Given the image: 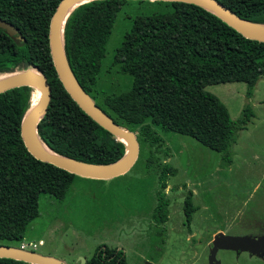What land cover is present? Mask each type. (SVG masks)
Listing matches in <instances>:
<instances>
[{
	"label": "trees",
	"instance_id": "obj_1",
	"mask_svg": "<svg viewBox=\"0 0 264 264\" xmlns=\"http://www.w3.org/2000/svg\"><path fill=\"white\" fill-rule=\"evenodd\" d=\"M61 0H0V19L16 34L0 29V74L38 71L47 81L50 98L36 125L38 139L52 152L73 161L106 166L118 161L123 144L90 119L67 95L52 66L48 25ZM128 0H92L75 7L63 26L66 64L78 86L114 123L135 133L138 158L155 144L158 127L196 140L221 154L230 164L234 131L245 129L252 117L244 107L232 121L224 105L205 92L207 85L243 82L246 95L264 76V43L242 37L212 13L193 4L154 1L162 11L135 16L114 50L112 66L132 78L119 94L94 101L96 78L114 20ZM139 3L142 0H137ZM239 18L264 24V0H216ZM27 86L0 93V241L19 245L29 223L38 216V199L61 200L75 175L34 159L21 139V122L31 106ZM98 98V97H97ZM135 161V162H136ZM175 170L164 165L157 175L159 189ZM151 219L164 231L168 201L162 191ZM192 193L186 192L182 212L189 230ZM162 225V226H161ZM18 247V246H17ZM0 264H31L0 258ZM84 264H127L121 250L99 246Z\"/></svg>",
	"mask_w": 264,
	"mask_h": 264
},
{
	"label": "rangeland",
	"instance_id": "obj_2",
	"mask_svg": "<svg viewBox=\"0 0 264 264\" xmlns=\"http://www.w3.org/2000/svg\"><path fill=\"white\" fill-rule=\"evenodd\" d=\"M162 10L153 0H128L121 7L105 44L95 102L100 104L102 94H119L131 87L132 78L111 65L114 50L135 16ZM246 89L243 82L203 88L224 105L234 122L244 107L251 109L245 129L234 131L227 151L230 164L188 136L153 127L160 140L146 145L144 156L123 175L108 180L74 176L61 200L40 195L38 216L29 223L22 241L35 248L27 250L64 264H84L99 246L121 250L127 264H207L215 233L264 236V76L249 96ZM164 165L175 173L167 175L166 187L160 190L157 175ZM158 190L168 201L164 231L151 219ZM187 191L196 209L189 230L182 212ZM0 245L18 246L4 241ZM215 260L264 264L256 256L229 250H217Z\"/></svg>",
	"mask_w": 264,
	"mask_h": 264
},
{
	"label": "water",
	"instance_id": "obj_3",
	"mask_svg": "<svg viewBox=\"0 0 264 264\" xmlns=\"http://www.w3.org/2000/svg\"><path fill=\"white\" fill-rule=\"evenodd\" d=\"M92 0H61L56 6L48 25V45L52 66L56 76L67 95L76 105L97 125L113 135L123 144V156L113 164L106 166L85 164L62 157L48 150V154L36 151L34 142L37 137L36 125L46 111L50 88L46 79L36 70L12 72L15 75L0 83V93L8 89L27 86L40 90L39 98L34 107L26 111L21 122V139L26 151L36 160L50 164L75 176L95 180H108L126 173L135 163L138 154V145L135 133L118 126L112 119L98 108L93 100L78 86L68 70L63 52V26L70 12L80 4ZM158 1V0H153ZM178 1L198 6L220 18L231 26L242 37L264 43V32L257 29L256 24L248 22L236 16L216 0H167ZM0 29L7 35L14 36L15 28L0 19ZM67 69V71H66ZM11 74V73H4ZM71 79V80H70ZM38 138V137H37ZM125 151L127 154L125 155ZM207 264H218L215 260L217 250H230L234 252H247L250 255L264 259V236H225L215 233L209 243ZM0 258L22 260L31 264H64L50 256H42L33 251H23L15 247L0 245Z\"/></svg>",
	"mask_w": 264,
	"mask_h": 264
},
{
	"label": "bare ground",
	"instance_id": "obj_4",
	"mask_svg": "<svg viewBox=\"0 0 264 264\" xmlns=\"http://www.w3.org/2000/svg\"><path fill=\"white\" fill-rule=\"evenodd\" d=\"M257 29H260L261 31L264 32V25H258L256 26ZM67 71V69H66ZM15 75L14 73H11V74H0V83H2L3 81H5L6 79L10 78L11 76ZM71 80V79H70ZM39 93H40V90L38 88H33L32 89V96L31 95V106H30V109L32 107H34L38 101V98H39ZM35 95H37L35 97ZM35 97V98H34ZM30 112V110H28L25 115V117L28 115V113ZM34 146H35V149L37 152L39 153H42V154H48V150L46 149V147L44 146V144L36 137L35 139V142H34ZM127 154V152L125 151V155Z\"/></svg>",
	"mask_w": 264,
	"mask_h": 264
},
{
	"label": "built area",
	"instance_id": "obj_5",
	"mask_svg": "<svg viewBox=\"0 0 264 264\" xmlns=\"http://www.w3.org/2000/svg\"><path fill=\"white\" fill-rule=\"evenodd\" d=\"M38 244H41V241H39ZM29 246H30L32 249L35 248V245H34V244H32V245H30V244H24L23 242H21V243L18 245L17 248H18L19 250H23V251H30V250H27V248H29Z\"/></svg>",
	"mask_w": 264,
	"mask_h": 264
},
{
	"label": "flooded vegetation",
	"instance_id": "obj_6",
	"mask_svg": "<svg viewBox=\"0 0 264 264\" xmlns=\"http://www.w3.org/2000/svg\"><path fill=\"white\" fill-rule=\"evenodd\" d=\"M230 251V250H229ZM234 252V251H233ZM235 253H247V252H239V251H237V252H235ZM247 254H249V253H247ZM250 255V254H249ZM252 256H254V255H252ZM259 258V257H258ZM260 259H262V258H260ZM262 260H264V259H262Z\"/></svg>",
	"mask_w": 264,
	"mask_h": 264
},
{
	"label": "crops",
	"instance_id": "obj_7",
	"mask_svg": "<svg viewBox=\"0 0 264 264\" xmlns=\"http://www.w3.org/2000/svg\"><path fill=\"white\" fill-rule=\"evenodd\" d=\"M192 236V234H190V237Z\"/></svg>",
	"mask_w": 264,
	"mask_h": 264
}]
</instances>
